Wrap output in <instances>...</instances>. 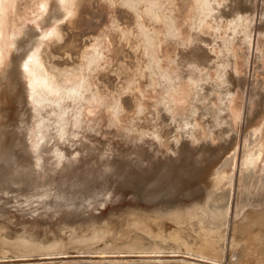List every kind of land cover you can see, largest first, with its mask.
I'll use <instances>...</instances> for the list:
<instances>
[{
    "label": "rangeland",
    "instance_id": "rangeland-1",
    "mask_svg": "<svg viewBox=\"0 0 264 264\" xmlns=\"http://www.w3.org/2000/svg\"><path fill=\"white\" fill-rule=\"evenodd\" d=\"M40 1L15 0L4 22L30 24ZM225 3L72 2L39 56L55 84L88 78L84 112L94 131L77 179L44 196L28 191L27 180L2 183L0 264H264V100L257 106L248 97L250 87L264 95V0H231L239 18L216 17L212 8ZM100 40L103 60L90 70L86 59ZM193 45L204 66L193 63ZM197 68L218 84L221 72L246 84L192 101ZM165 79L166 110L157 102ZM0 82V131L24 127L16 88ZM100 176L110 192L94 183L88 191L85 183ZM63 192L78 198H59Z\"/></svg>",
    "mask_w": 264,
    "mask_h": 264
},
{
    "label": "bare ground",
    "instance_id": "bare-ground-1",
    "mask_svg": "<svg viewBox=\"0 0 264 264\" xmlns=\"http://www.w3.org/2000/svg\"><path fill=\"white\" fill-rule=\"evenodd\" d=\"M73 1L41 0L38 8L40 12L30 20V24L16 27L13 23L4 22L5 17L13 10L15 0H0V66L4 63L7 54L17 52V55L10 57L9 69L0 68V80L7 79L9 89L16 88V100L20 107V111H18L22 115L21 119L23 117L25 119L21 120L24 127H17L12 131H9L10 129L8 130L7 127V132L0 131V187L3 182L27 180L33 183L28 191H33L35 194L38 191L36 195L44 196L57 189L56 184L60 180L65 179L67 181L73 179V177L77 179L79 174H76V171H79L80 168L76 165L80 161L78 155L81 154L82 150L87 149V145L83 141L89 138L91 131H94V128L92 129V126L88 125L89 120L86 119L87 116L84 112L86 105L91 102V96L87 95L89 80L82 75L77 78L71 77L61 85L55 84L46 73L39 56V50L44 40L52 37L56 32L54 23L69 18L71 15ZM230 2L231 0L228 4L225 3L223 9L217 8L218 6L221 7L219 3L217 7H213L212 10H216L218 13L215 16L239 18L242 13L234 11ZM262 27L264 26L262 25ZM103 48V41H98L86 59V66L90 70H94L103 60L101 55ZM200 49L195 46L191 51V59L198 67L204 66L206 62L205 53H203L204 57L199 54ZM261 56L264 57V53ZM257 57L259 58V56ZM196 72H199V77L197 78V74L194 77L200 83L192 91V101L199 100L198 96L207 95L208 93H217L223 97L230 96L234 89L238 88L239 90L240 88L241 90L246 84L243 83V80L234 78L230 73L226 75H223L222 72L218 73L217 77L221 82V84H218L207 77V74H202L200 68H197ZM168 87V80L165 79L162 82L157 101L158 104L165 107V110L169 108L170 101H172L168 95ZM197 87L199 88L198 91L196 90ZM10 94L6 96H10ZM248 95L249 102L257 106L264 100V95L260 94L259 90L254 87H250ZM221 98L219 101L224 102V98H222L223 100ZM3 106L4 92L1 90L0 113L4 108ZM205 109L214 113L224 110L222 106L216 108L206 107ZM228 112L231 114L230 110ZM7 121H2L4 125H1V127H4ZM79 135L81 137L78 138ZM76 145H79V147H76L73 151L69 149ZM152 169L149 168V171ZM43 178L44 181L39 182ZM109 181V178L106 179L103 176L92 177L90 181L85 183L88 184L85 186L90 185L88 191H91L92 184H98L99 190L97 192L104 194L110 192ZM157 186L161 188L162 185ZM66 196H70V199L78 198V195L74 193L67 195L64 192L62 196L59 195L58 197L64 198ZM73 202L70 201V204Z\"/></svg>",
    "mask_w": 264,
    "mask_h": 264
}]
</instances>
